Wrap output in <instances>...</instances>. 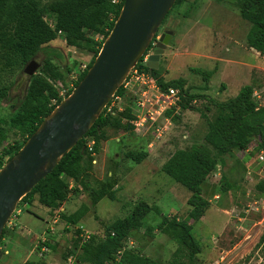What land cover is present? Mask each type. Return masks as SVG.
Here are the masks:
<instances>
[{
	"label": "rangeland",
	"instance_id": "rangeland-1",
	"mask_svg": "<svg viewBox=\"0 0 264 264\" xmlns=\"http://www.w3.org/2000/svg\"><path fill=\"white\" fill-rule=\"evenodd\" d=\"M50 1L40 0V3L46 5ZM45 20L54 25L52 16H46ZM249 26L240 15L239 0L174 2L157 29L154 45L163 49L157 63L162 84L178 90V119L167 117L168 123L165 116L161 118L162 129L157 137H152V128L145 135L134 130L132 134L113 127L107 129L109 139L104 148L108 152L102 154L106 159L99 173L102 178L91 177L90 173L89 178L94 179L90 181L92 188L103 182L108 190L114 191L115 197H104L92 206L89 191H85L84 197L74 201L65 211L66 214L81 213L83 218L78 225L90 232L96 241L103 239L104 225L126 216L139 200L157 206L169 219L187 220L190 193L164 174L161 165L175 150L202 144L208 122L217 113L215 103L235 96L243 85L252 84L256 103L264 105V54L247 47L245 38ZM165 30H171L172 34L167 44H161L159 37ZM88 38L80 47H73L66 45L64 35L59 34L35 55L34 59L41 65L45 52L54 49L57 53L58 57L52 61L63 76V80L56 83L60 91L73 88L82 67L94 57L102 36L90 34ZM23 67L0 70V88L6 87L8 91V97L0 101V149L22 140L8 120L18 110L27 89L29 76L23 72ZM191 68H215V73L204 81ZM172 82L180 87L169 84ZM133 99L134 94L130 93L124 105L133 107ZM134 111L135 115H142L140 108H132ZM129 150L144 151L147 157L137 164L125 156ZM102 156L95 157L96 166ZM255 156V153L248 156L238 151L226 155L222 167H215L202 184V196L210 205L200 220H189L194 236L201 244L197 264H264V192L255 186L264 178V172H260ZM220 177L232 185L225 193L217 192ZM16 207L20 211L14 219L16 226L6 224L0 240V261L7 256L4 251L10 248V239L14 238L17 228L20 238L15 244L18 249L6 259L7 264L28 261L63 264V253L74 245V230L65 229L62 220L50 221L48 225L52 228L47 234L48 225L44 219L49 210L36 198L30 205L20 200ZM42 234L49 236L52 249L39 256L36 245L40 244ZM127 244L159 264H170L181 247L161 225V216L154 211L144 217L142 226L132 233Z\"/></svg>",
	"mask_w": 264,
	"mask_h": 264
},
{
	"label": "trees",
	"instance_id": "trees-1",
	"mask_svg": "<svg viewBox=\"0 0 264 264\" xmlns=\"http://www.w3.org/2000/svg\"><path fill=\"white\" fill-rule=\"evenodd\" d=\"M180 1L175 0V2ZM122 3L123 0L118 2L52 0L46 5H41L40 0H0V64L2 65L0 70L11 69L13 66H25L59 34L64 35L66 45L73 47H80L83 41L89 40L90 34L101 35L98 49L86 68L81 69L77 75L73 84L75 87L94 61L103 41L112 29ZM239 8L241 17L250 25L245 38L247 47L264 54V0H239ZM46 16L54 18L53 26L46 22ZM156 35L148 49L153 47L152 43ZM143 56L135 67L151 74L161 90L167 89L168 84H162L158 69L148 68L142 62ZM56 57L58 56L54 49L45 52V58L38 71L28 77L27 89L20 100L18 110L8 120L9 126L17 130L22 140L0 149V168L21 148L42 120L62 100L56 83L62 81L63 76L52 61ZM190 70L201 76L204 81H208L215 73V68L212 70L191 68ZM169 84L180 87L174 82ZM71 90L72 88L66 92V96ZM116 93L124 95L121 88ZM253 93V85L245 84L235 96L216 102L217 113L208 122L203 143L175 150L162 164L161 171L190 193L187 199L189 206L187 220L180 221L175 217L169 219L157 206H151L146 201L139 200L126 216L104 225L103 239L96 241L90 232L89 238L83 240V233L86 230L78 225L83 218L81 213L60 212L65 229H73L75 238L74 245L68 247L63 253V261L72 255L75 258L73 264H159L127 244L132 233L142 226L144 217L150 211H154L161 216V225L170 231L172 238L181 246L174 253L175 257L170 264H197L196 256L201 251V244L195 238L189 220L193 222L200 220L210 205L209 201L202 196V184L215 167H222L226 155H232L237 151L244 152L250 146H253V149L247 153L248 156L264 151V105L258 106ZM7 97L6 87L0 88V101ZM174 109L175 107L167 109L164 116L172 120L178 119L179 113L175 114ZM133 119L135 118L129 104L124 105L123 111L114 114L105 115L102 111L87 133L60 158L54 169L22 197L24 204L30 205L36 198L41 205L50 209L52 217L54 211L64 200H67L71 192L68 189L69 178L80 183L84 191H89L92 206L104 197L113 199L114 191L108 190L103 182L95 188L90 186L89 169L94 154L100 150L101 141L109 139L106 137L107 129L113 127L132 133ZM1 123L0 118V134ZM89 141H93L92 151H88L87 148ZM125 156L138 164L147 157V154L144 151L129 150ZM255 186L258 191L264 192V178L260 179ZM216 188L218 193H225L232 188V185L224 177H220ZM75 192H79L77 187ZM5 231L6 226L2 230L0 240ZM49 242L48 236L43 244L51 250L52 245ZM0 264H3L2 261ZM24 264L33 263L28 261Z\"/></svg>",
	"mask_w": 264,
	"mask_h": 264
},
{
	"label": "water",
	"instance_id": "water-1",
	"mask_svg": "<svg viewBox=\"0 0 264 264\" xmlns=\"http://www.w3.org/2000/svg\"><path fill=\"white\" fill-rule=\"evenodd\" d=\"M175 0H123L112 29L85 75L0 168V236L18 202L46 177L89 130L130 70L148 49ZM171 30L159 37L167 44ZM163 49L153 46L145 65L157 69ZM34 58L23 72L31 77Z\"/></svg>",
	"mask_w": 264,
	"mask_h": 264
},
{
	"label": "built area",
	"instance_id": "built-area-1",
	"mask_svg": "<svg viewBox=\"0 0 264 264\" xmlns=\"http://www.w3.org/2000/svg\"><path fill=\"white\" fill-rule=\"evenodd\" d=\"M119 0H112V2H118ZM154 43H152L153 45ZM150 49L146 51V54L143 56V63L146 62L147 56L150 53ZM86 68V65L82 67V70ZM124 91V95L120 93H115L111 100L108 102L106 107L103 109L105 114L111 113L114 114L115 112H121L124 110V101L129 97L130 93L134 94L133 99V107L132 108H140L142 110V115H135V119H133L132 123L134 126V132L137 134L142 133L141 135H145L149 128H152V137H157L160 135L161 126H160V119L164 118V113L167 109H171L175 107L174 113H178V108L176 107V101L178 100L177 94L178 90L174 88H167L165 90H161L157 84L156 79L149 74L148 72L141 71L138 68L134 67L130 70L129 74L127 75L126 79L120 85L118 89ZM60 97L63 99L66 97L65 91H60ZM55 101H53L54 103ZM166 122L169 123V120L164 118ZM93 141H89L87 143L88 151H92ZM253 146H250L245 153H249L252 151ZM256 162L260 167V172H264V151L261 150L255 154ZM20 211L17 210V207L13 214L11 215L7 225L13 226L14 219L18 217ZM53 223H56L59 218L58 216H54L50 219ZM50 225V224H49ZM47 226V234L51 232L52 226ZM69 227V226H67ZM45 233V234H46ZM45 234L40 236V244L36 245V251L38 252L39 256H44L45 254L49 253L51 250L43 244L46 241ZM89 233H83V240L89 238ZM74 256H68L63 264H73Z\"/></svg>",
	"mask_w": 264,
	"mask_h": 264
},
{
	"label": "crops",
	"instance_id": "crops-1",
	"mask_svg": "<svg viewBox=\"0 0 264 264\" xmlns=\"http://www.w3.org/2000/svg\"><path fill=\"white\" fill-rule=\"evenodd\" d=\"M108 140V139H107ZM107 140H105V141H101V148H100V150H99V152L97 153V154H94V159H93V161H92V165H91V168L89 169V173H90V175H91V177H96V178H102V176L100 177V175H99V173H100V169H102V167H103V163H104V161H105V159H106V156H102V154H106L105 152H108L107 151V149H105L104 147H105V142L107 141ZM114 140H116V141H119V138H114ZM102 156V158L99 160V164L96 166V164H97V159L95 158L96 156ZM165 162V161H164ZM163 162V163H164ZM162 166V165H161ZM219 167V166H218ZM93 171V172H92ZM108 174H111V172H108ZM90 179V178H89ZM94 179H90L89 180V182L91 181H93ZM90 182V183H91ZM76 187L78 188V190H79V192L77 193V192H75V189H76ZM68 189L71 191L70 193H69V195H68V198H67V200H64L63 202H62V204H60L59 205V207L54 211V214H53V216L51 217V215H50V209L48 208V213H47V216H46V218L44 219V222L48 225V223H50V219L51 218H53L54 216H58V218H59V220H61V218H60V212H64L65 213V211H66V209H67V207H69V205H71V204H73V202L74 201H76V200H78L79 198H82V197H84V195H85V191H84V189H83V186L80 184V183H77V182H75L72 178H69L68 179ZM114 189V188H113ZM47 208V207H46ZM14 226H16L15 224L13 225V227ZM19 232H18V229L16 228V230H15V233H14V238L13 239H10V242H11V244H10V248L9 249H7V250H5L4 251V253L7 255V256H5L4 258L5 259H3V261H2V263L3 264H7L6 263V259L7 258H10L11 257V254L14 252V250H17L18 249V245H16V244H18L17 243V240H18V238H20L19 237ZM43 235V234H42ZM16 243V244H15ZM12 244H15V246L14 245H12Z\"/></svg>",
	"mask_w": 264,
	"mask_h": 264
},
{
	"label": "flooded vegetation",
	"instance_id": "flooded-vegetation-1",
	"mask_svg": "<svg viewBox=\"0 0 264 264\" xmlns=\"http://www.w3.org/2000/svg\"><path fill=\"white\" fill-rule=\"evenodd\" d=\"M153 43H154V42H153ZM154 44H155V43H154ZM154 44H153V46H155Z\"/></svg>",
	"mask_w": 264,
	"mask_h": 264
}]
</instances>
